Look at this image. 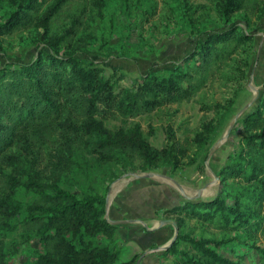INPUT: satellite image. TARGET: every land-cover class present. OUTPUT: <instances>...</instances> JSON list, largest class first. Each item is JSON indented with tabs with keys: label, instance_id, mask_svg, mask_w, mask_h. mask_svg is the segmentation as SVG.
<instances>
[{
	"label": "rangeland",
	"instance_id": "rangeland-1",
	"mask_svg": "<svg viewBox=\"0 0 264 264\" xmlns=\"http://www.w3.org/2000/svg\"><path fill=\"white\" fill-rule=\"evenodd\" d=\"M220 1L66 0L53 7L55 0H39V10L31 11L34 19L26 26H17L10 23V15L24 8V1L0 0V68L31 62L44 50L74 54L93 61L106 76L113 74L116 89L135 85L149 70L170 72L189 54L195 41H202L209 32L238 26L253 37L247 77L235 96L229 85L213 82L193 100L166 104L125 123L120 118L105 119L110 128L138 125L142 135L160 149H168V135H173L178 145L190 142L184 152L168 149V158L155 166L126 155L103 161L74 149L62 136V148L52 146L53 157L44 158L35 169L27 151H15L20 180L28 173L35 174L42 183L57 181L79 195L102 188L107 218L122 221L114 224L116 230L109 240L118 250L120 261L174 264L176 256L164 252L176 227L173 241L178 240L177 235L210 239L213 243L209 246L233 262L262 264L264 227L256 217L264 212L259 202L253 203L256 188L241 177L227 178L219 173L227 155L239 152L245 138L253 133L248 117L264 99V12L248 15L238 11L225 23ZM255 89V101L238 115L222 139ZM214 103L217 105L212 106ZM148 174L151 176L141 177ZM113 185L116 188L110 198ZM220 191L227 204L238 201L247 212L255 210L250 216L255 218L219 226L183 212L178 215L174 210L187 201L212 199ZM34 194L23 185L15 189V198L23 204L31 202ZM0 228L9 264H39L37 254L43 252L39 236L24 230L19 221H0ZM98 239L108 242L103 236ZM185 245L179 239V247L184 249ZM190 252L194 254L193 249Z\"/></svg>",
	"mask_w": 264,
	"mask_h": 264
},
{
	"label": "trees",
	"instance_id": "trees-1",
	"mask_svg": "<svg viewBox=\"0 0 264 264\" xmlns=\"http://www.w3.org/2000/svg\"><path fill=\"white\" fill-rule=\"evenodd\" d=\"M23 1L24 8L10 15V23L17 26H26L34 19L31 11L41 6L39 0ZM65 1L55 0L53 7ZM218 5L225 23L238 11L248 15L264 12V0H221ZM252 38L238 26L209 32L202 41H195L189 54L170 72L149 70L135 85L119 89L113 74L106 76L93 61L74 54L44 50L31 62L0 68V221H19L24 230L40 237L43 252L37 254L39 264H134V259L120 261L118 250L109 243L116 225L105 217L102 188L79 195L57 181L42 183L35 174L28 173L20 180L15 151H27L35 169L41 160L53 157V147L62 148V136L74 149L103 161L126 155L155 166L168 158V149L184 152L190 142L185 139V144L178 145L173 135H168V149H160L142 135L138 125L110 128L105 119L120 118L125 123L166 104L193 100L213 82L229 85L235 96L247 77ZM248 118L253 133L239 152L227 155L219 174L251 182L256 188L253 203L259 202L264 212V99ZM3 167L11 170L3 172ZM20 185L35 193L31 202L23 204L15 198ZM237 202L227 204L220 191L212 199L187 201L174 210L219 226L255 218L250 217L255 210L249 213ZM256 218L264 227V213ZM98 236L108 242H100ZM177 239L164 252L176 256L174 264H239L218 254L209 246L213 243L210 239L181 235ZM179 239L186 243L184 249L179 247ZM261 258L264 264V250ZM0 264H9L3 237Z\"/></svg>",
	"mask_w": 264,
	"mask_h": 264
},
{
	"label": "water",
	"instance_id": "water-1",
	"mask_svg": "<svg viewBox=\"0 0 264 264\" xmlns=\"http://www.w3.org/2000/svg\"><path fill=\"white\" fill-rule=\"evenodd\" d=\"M257 95H258V90L255 89V90H254V96L252 97V99H251L246 105H244V106H243V107L237 112V114L235 115V117L233 118V120L230 122V124H229V126H228V129H227V131L225 132V134H224V136H223L222 139H225V138L227 137V135H228L230 129L232 128V126H233V124H234L235 119L238 117V115H239L242 111H244L245 109H247L248 107H250V105H252V103L255 101ZM220 142H221V141H219L218 143L215 144V146L211 149L209 155L211 154V152L213 151V149H215V148L218 146V144H219ZM137 176H138V175H137ZM150 176H151V175L148 174V175H142L141 177H150ZM105 208H106V207H105ZM105 217L107 218L106 213H105ZM107 220H108L110 223H112V224H116V223L122 222V221H120V220H109L108 218H107ZM166 222H167V220H166ZM176 234H177V228L175 227V231H174L173 239L175 238ZM173 239L169 242L168 245L165 246V248L168 247V246L172 243ZM138 262H139V261H137L136 264H138Z\"/></svg>",
	"mask_w": 264,
	"mask_h": 264
},
{
	"label": "bare ground",
	"instance_id": "bare-ground-1",
	"mask_svg": "<svg viewBox=\"0 0 264 264\" xmlns=\"http://www.w3.org/2000/svg\"><path fill=\"white\" fill-rule=\"evenodd\" d=\"M115 186H116V185H113L112 188H111L110 198H111L112 194L114 193V190H115V188H116Z\"/></svg>",
	"mask_w": 264,
	"mask_h": 264
}]
</instances>
